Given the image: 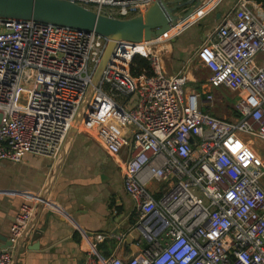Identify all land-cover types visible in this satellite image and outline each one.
I'll return each instance as SVG.
<instances>
[{
  "label": "built area",
  "instance_id": "obj_1",
  "mask_svg": "<svg viewBox=\"0 0 264 264\" xmlns=\"http://www.w3.org/2000/svg\"><path fill=\"white\" fill-rule=\"evenodd\" d=\"M70 1L127 18L154 0ZM221 1L205 0L199 16L162 40ZM158 40L142 51L115 42L79 126L112 153L126 142L117 126L130 127L122 181L137 211L136 243L146 245L126 259L89 251L85 264H264V160L240 135L264 140V9L236 0L205 37L201 89L190 87L185 66L167 73L152 49ZM107 42L94 31L0 18V161L58 157ZM136 54L149 60V73L132 74ZM222 88L237 95L233 120L212 112ZM150 180L165 189L156 195ZM35 212L34 204L20 206L0 264H13Z\"/></svg>",
  "mask_w": 264,
  "mask_h": 264
},
{
  "label": "crops",
  "instance_id": "obj_2",
  "mask_svg": "<svg viewBox=\"0 0 264 264\" xmlns=\"http://www.w3.org/2000/svg\"><path fill=\"white\" fill-rule=\"evenodd\" d=\"M235 1L222 0L195 23L211 15L208 35L228 14ZM257 3L264 9L261 2ZM205 5L179 27L199 16ZM181 32L166 45L162 63L169 74L185 66L190 87L201 89L200 85L209 76L204 65L208 49L200 48L206 36L197 42L172 43H176ZM169 34L172 35L171 31ZM236 96L225 88L216 90L217 105L212 109L213 114L235 119L233 100ZM116 133L126 142L118 153H112L87 132L78 130L54 176L56 159L47 156L26 154L19 162L0 161V248L9 244L10 227L20 206L34 204L36 208L26 233L14 251L13 264H85L89 251L98 259L110 254L128 258L142 253L146 243L138 244L137 239L134 240L135 251L129 244H124L126 235L137 221V211L122 181V165L131 137L130 127L117 126ZM240 135L261 156L254 138L243 133ZM165 186V183L156 180L147 183L156 195ZM97 234H102L104 239L98 241Z\"/></svg>",
  "mask_w": 264,
  "mask_h": 264
},
{
  "label": "water",
  "instance_id": "obj_3",
  "mask_svg": "<svg viewBox=\"0 0 264 264\" xmlns=\"http://www.w3.org/2000/svg\"><path fill=\"white\" fill-rule=\"evenodd\" d=\"M204 1L154 0L147 4L144 9L127 18H117L97 13L70 0H0V18L14 20L32 19L83 31H94L103 35L108 41L94 72L92 83L82 99L60 153L55 160L53 176L57 166L62 162L68 145L79 130L82 120H86L84 113L87 104L95 86L98 85L101 79L115 42L126 40L140 43L165 37V35L170 33L171 29L191 17L201 8ZM184 6H187L185 11L178 13L177 10ZM175 36L176 34L171 39ZM139 236V229L133 227L126 235L124 244H129L135 251L134 240L138 239Z\"/></svg>",
  "mask_w": 264,
  "mask_h": 264
},
{
  "label": "rangeland",
  "instance_id": "obj_4",
  "mask_svg": "<svg viewBox=\"0 0 264 264\" xmlns=\"http://www.w3.org/2000/svg\"><path fill=\"white\" fill-rule=\"evenodd\" d=\"M187 8V6H184L180 9L177 10L178 13H182L185 11V9ZM210 21H211V15L202 19L200 22L198 23H193L192 25L187 26L185 29H183V31L178 35L177 39H176V43L175 41H173L172 43L174 44H180L181 41H185V42H197L199 39H202L203 37L207 36L208 30L210 29ZM182 23V22H181ZM178 24L176 27H174L171 30V33L173 34L177 28H179V26L181 25ZM170 34H168L167 36H169ZM163 38V37H161ZM172 39L170 38H165L164 40H162L159 43L154 44V46H152V49H155L156 52H159L160 55L163 58V55L166 53L167 51V44L171 43ZM156 47V48H155ZM137 49H141V48H137ZM143 50V49H141ZM228 92V91H227ZM21 97L24 96V92H20ZM232 97V95L230 96ZM217 100V99H216ZM235 101V99L233 100V102ZM217 105V103H216ZM215 105V101L212 105V108H216ZM251 139L253 137H250ZM254 144L256 146L259 147L260 151L262 152L261 156L263 157L264 160V140L258 139L254 137ZM264 183V180H263Z\"/></svg>",
  "mask_w": 264,
  "mask_h": 264
},
{
  "label": "trees",
  "instance_id": "obj_5",
  "mask_svg": "<svg viewBox=\"0 0 264 264\" xmlns=\"http://www.w3.org/2000/svg\"><path fill=\"white\" fill-rule=\"evenodd\" d=\"M264 6V0H256ZM131 72L134 76H140L142 73H149V60L139 54H136L131 63Z\"/></svg>",
  "mask_w": 264,
  "mask_h": 264
},
{
  "label": "bare ground",
  "instance_id": "obj_6",
  "mask_svg": "<svg viewBox=\"0 0 264 264\" xmlns=\"http://www.w3.org/2000/svg\"><path fill=\"white\" fill-rule=\"evenodd\" d=\"M171 30H172V29H171ZM171 30H170V31H171ZM144 43H146V41H144V42H140V43L138 44L139 48L145 50ZM141 49H138V50H141ZM141 51H142V50H141Z\"/></svg>",
  "mask_w": 264,
  "mask_h": 264
}]
</instances>
